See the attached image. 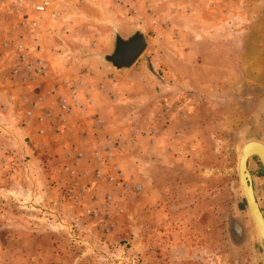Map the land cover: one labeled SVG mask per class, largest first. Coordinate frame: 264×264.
Listing matches in <instances>:
<instances>
[{"label": "rangeland", "instance_id": "rangeland-1", "mask_svg": "<svg viewBox=\"0 0 264 264\" xmlns=\"http://www.w3.org/2000/svg\"><path fill=\"white\" fill-rule=\"evenodd\" d=\"M136 29L121 74L101 57ZM251 140L264 0H0V264H264Z\"/></svg>", "mask_w": 264, "mask_h": 264}, {"label": "water", "instance_id": "water-1", "mask_svg": "<svg viewBox=\"0 0 264 264\" xmlns=\"http://www.w3.org/2000/svg\"><path fill=\"white\" fill-rule=\"evenodd\" d=\"M147 45V38L140 29H136L125 35L115 30L112 51L103 55L101 60L108 67L124 74L145 50ZM251 154L256 155L264 167V144L255 140L243 144L238 163V177L241 190L264 251V215L255 200L250 173L247 167L248 157Z\"/></svg>", "mask_w": 264, "mask_h": 264}, {"label": "built area", "instance_id": "built-area-1", "mask_svg": "<svg viewBox=\"0 0 264 264\" xmlns=\"http://www.w3.org/2000/svg\"><path fill=\"white\" fill-rule=\"evenodd\" d=\"M46 2H44L43 4H40V5H37L36 6V10L37 11H44V9H45V7H46ZM33 25H34V23H33Z\"/></svg>", "mask_w": 264, "mask_h": 264}, {"label": "crops", "instance_id": "crops-1", "mask_svg": "<svg viewBox=\"0 0 264 264\" xmlns=\"http://www.w3.org/2000/svg\"><path fill=\"white\" fill-rule=\"evenodd\" d=\"M57 54H59V52H57ZM51 84V83H50ZM49 86V85H48ZM46 88V86L45 87H41V93H42V95L43 94H45V93H52V91H50V89L49 88H47V89H45ZM46 90V91H45ZM45 91V92H44Z\"/></svg>", "mask_w": 264, "mask_h": 264}, {"label": "trees", "instance_id": "trees-1", "mask_svg": "<svg viewBox=\"0 0 264 264\" xmlns=\"http://www.w3.org/2000/svg\"><path fill=\"white\" fill-rule=\"evenodd\" d=\"M243 226H244V225L241 226V230L244 232V230H243ZM238 229H239V228H238ZM243 237H245V233H243Z\"/></svg>", "mask_w": 264, "mask_h": 264}]
</instances>
